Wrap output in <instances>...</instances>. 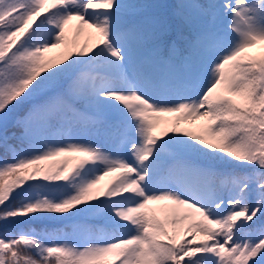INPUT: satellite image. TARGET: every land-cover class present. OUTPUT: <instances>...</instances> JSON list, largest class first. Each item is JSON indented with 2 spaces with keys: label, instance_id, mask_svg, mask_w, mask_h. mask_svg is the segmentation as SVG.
<instances>
[{
  "label": "snow or ice",
  "instance_id": "6c2138e0",
  "mask_svg": "<svg viewBox=\"0 0 264 264\" xmlns=\"http://www.w3.org/2000/svg\"><path fill=\"white\" fill-rule=\"evenodd\" d=\"M0 149V264H264V0H0Z\"/></svg>",
  "mask_w": 264,
  "mask_h": 264
},
{
  "label": "rangeland",
  "instance_id": "374dc122",
  "mask_svg": "<svg viewBox=\"0 0 264 264\" xmlns=\"http://www.w3.org/2000/svg\"><path fill=\"white\" fill-rule=\"evenodd\" d=\"M67 37H68V40L70 42V44L72 43H75V44H79V43H82L84 42L87 37H86V34L85 33H80V34H77L75 32V29H70L67 33ZM59 50L58 49H54L52 50V52L48 53V55H56V53L58 52ZM166 114V113H165ZM164 114V115H165ZM166 117V121H162L161 124L159 125V128L160 129H163L165 127H168L170 124L173 123V118H171L169 115H165ZM201 123H203L202 120H196V121H182L180 123V126L181 127H185V128H190L192 131L196 132V133H200V128L198 127V125H200ZM107 179V178H106ZM101 183L103 184L104 181H101Z\"/></svg>",
  "mask_w": 264,
  "mask_h": 264
},
{
  "label": "trees",
  "instance_id": "16d2710c",
  "mask_svg": "<svg viewBox=\"0 0 264 264\" xmlns=\"http://www.w3.org/2000/svg\"><path fill=\"white\" fill-rule=\"evenodd\" d=\"M143 2L171 6V5L176 4L177 0H143ZM157 11L162 12V13H167L169 16H171L173 9L171 7H166V8L158 9ZM178 24H179V21H176L175 24L173 25L172 36H173V39H175L177 47L182 49L183 47L182 41L178 38L179 29L176 27V25ZM20 114L22 113L21 112L16 113V115H20ZM14 130L15 129H12L11 127L9 128L10 132ZM11 142L15 143V141H11ZM0 153H2V149H0ZM35 226L40 227L41 225L39 222H36ZM66 231H71V229H66Z\"/></svg>",
  "mask_w": 264,
  "mask_h": 264
}]
</instances>
